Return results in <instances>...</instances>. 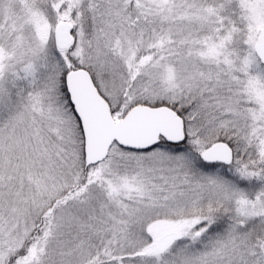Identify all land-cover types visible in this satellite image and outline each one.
<instances>
[{
	"label": "snow or ice",
	"instance_id": "6c2138e0",
	"mask_svg": "<svg viewBox=\"0 0 264 264\" xmlns=\"http://www.w3.org/2000/svg\"><path fill=\"white\" fill-rule=\"evenodd\" d=\"M0 264H264V0H0Z\"/></svg>",
	"mask_w": 264,
	"mask_h": 264
}]
</instances>
